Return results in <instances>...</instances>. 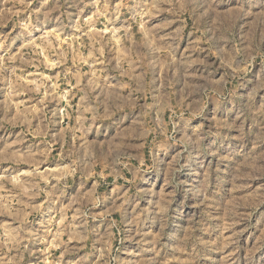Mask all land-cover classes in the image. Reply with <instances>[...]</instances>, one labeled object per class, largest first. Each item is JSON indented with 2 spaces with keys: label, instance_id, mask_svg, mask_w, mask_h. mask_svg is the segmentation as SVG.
<instances>
[{
  "label": "rangeland",
  "instance_id": "rangeland-1",
  "mask_svg": "<svg viewBox=\"0 0 264 264\" xmlns=\"http://www.w3.org/2000/svg\"><path fill=\"white\" fill-rule=\"evenodd\" d=\"M9 165L37 203L74 174L127 190L74 238L35 206L29 255L0 223V264H264V0H0Z\"/></svg>",
  "mask_w": 264,
  "mask_h": 264
},
{
  "label": "crops",
  "instance_id": "crops-1",
  "mask_svg": "<svg viewBox=\"0 0 264 264\" xmlns=\"http://www.w3.org/2000/svg\"><path fill=\"white\" fill-rule=\"evenodd\" d=\"M130 23H133V21H130ZM133 40H136V36L134 34L130 35ZM84 75H82L83 77ZM47 127V129H46ZM49 125L44 126V132L45 135L43 138L47 136V134H50L51 129L49 128ZM49 128V129H48ZM30 133V131H29ZM33 133H35V128H33ZM34 136V135H33ZM30 139V138H28ZM42 141V140H41ZM47 139L43 140V143L47 142ZM22 153V159L21 161L16 162H23L29 165L30 167L32 165H35L36 160V148H35V141H28L26 143V150ZM14 162V163H16ZM14 166H5L2 167V170L0 172V176H2V188L3 191H0V223L3 222H12L15 224L7 225V228L15 230L16 228H19L16 230H26L28 229V242L26 241L25 249L22 250V253H25L29 255L28 251L26 250L27 245H32L29 241V238H32V240H38L40 243H37L36 245H32L35 250H41L42 246V235H44L46 228L48 227L46 223H44L43 226L39 225V221L36 223L33 219V221H30V215L27 214L29 210H35V206H41L44 211V218L46 221L54 222L60 221L61 216L67 217V221L69 222V226H66L68 237H79L82 236L84 230H88V225L85 226V221L87 222H93L96 219L97 214H99L98 205L104 204L105 200L110 199L112 196L114 197V191L120 192L121 190L125 193L127 188L126 185H117L114 184L112 180H110V177H101L99 176V179L89 181H85L84 178H82L80 175L74 174L69 175L67 178L64 188H62L60 191L66 190V200L64 204L61 206L59 203L60 200L63 199V197L59 198H50L47 200V196H44V199L37 203L35 200V191H32L30 193L29 191L27 193H21L19 190L21 189L19 179L16 178V175H14L9 170H14ZM16 169V168H15ZM30 168L28 171L30 172ZM24 171V169H22ZM11 172V173H10ZM8 174V177H4ZM19 174V173H18ZM29 176V175H28ZM34 178L32 179V182L34 183L35 175L33 172ZM30 178L24 176L23 182L28 181ZM22 191L24 192L25 187ZM28 189V188H27ZM59 193V192H58ZM63 201V200H62ZM7 204L9 206L17 205H23L25 208L21 209L20 207H16L15 212L12 214H5L3 213V205ZM38 207V209H39ZM24 211V212H23ZM28 221V223H27ZM22 222H26V224L21 226ZM31 222V223H29ZM36 223V224H35ZM43 223V222H42ZM52 228V227H51ZM50 229V228H49ZM65 229V230H66ZM65 243V242H64ZM29 260V259H28Z\"/></svg>",
  "mask_w": 264,
  "mask_h": 264
}]
</instances>
